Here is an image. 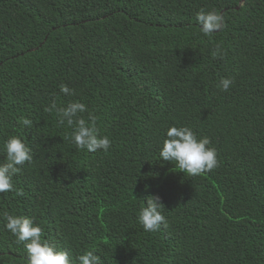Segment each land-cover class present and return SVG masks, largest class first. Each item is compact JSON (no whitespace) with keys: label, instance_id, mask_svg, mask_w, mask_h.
<instances>
[{"label":"trees","instance_id":"16d2710c","mask_svg":"<svg viewBox=\"0 0 264 264\" xmlns=\"http://www.w3.org/2000/svg\"><path fill=\"white\" fill-rule=\"evenodd\" d=\"M201 9L224 17L211 37ZM52 98L94 111L109 151L63 139ZM184 125L210 138L217 168L193 177L159 157L167 129ZM13 135L33 159L13 177L24 194L0 193V264H27L4 212L33 217L70 259L264 264V0H0V162ZM152 194L169 226L145 232L137 213Z\"/></svg>","mask_w":264,"mask_h":264},{"label":"clouds","instance_id":"9594fccd","mask_svg":"<svg viewBox=\"0 0 264 264\" xmlns=\"http://www.w3.org/2000/svg\"><path fill=\"white\" fill-rule=\"evenodd\" d=\"M196 21L199 30L205 36L212 34L224 27V17L216 10L201 9L196 13ZM226 55L221 44H216L212 50L213 58H223ZM233 78L223 77L217 87L221 91H228L233 84ZM60 92L66 95H74V89L67 84L60 85ZM45 111H55L59 117V123L71 129L70 133L63 137L79 150L97 152L103 150L107 153L112 141L107 135H100L97 128V116L89 110L84 102L79 100L69 101L66 106L58 107L55 98L50 99ZM87 113V115H83ZM23 127H31L33 121L30 118H21ZM167 138L163 141L159 157L164 161H171L175 168L188 176H198L210 172L219 166L217 150L209 147V137H198L189 126H171L167 129ZM4 160L0 162V193L9 191L23 195V189H17L13 183V177L21 169L20 165L30 163L33 159L31 148L23 142L19 136H9L3 142ZM149 185H145L147 189ZM165 205L157 194L143 197L137 213V221L145 232H157L162 227L169 226L166 216L163 214ZM4 228L16 237V243L23 244L27 253V264H101V257L94 250H86L74 259H70L69 253L58 249L55 244L42 239V227L35 223L33 217L13 215L4 212Z\"/></svg>","mask_w":264,"mask_h":264}]
</instances>
